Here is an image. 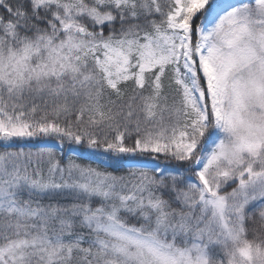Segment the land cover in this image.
I'll use <instances>...</instances> for the list:
<instances>
[{
    "label": "snow or ice",
    "instance_id": "6c2138e0",
    "mask_svg": "<svg viewBox=\"0 0 264 264\" xmlns=\"http://www.w3.org/2000/svg\"><path fill=\"white\" fill-rule=\"evenodd\" d=\"M0 264H264V0H0Z\"/></svg>",
    "mask_w": 264,
    "mask_h": 264
},
{
    "label": "rangeland",
    "instance_id": "374dc122",
    "mask_svg": "<svg viewBox=\"0 0 264 264\" xmlns=\"http://www.w3.org/2000/svg\"><path fill=\"white\" fill-rule=\"evenodd\" d=\"M28 147H34V146H32L31 144H29V145H27Z\"/></svg>",
    "mask_w": 264,
    "mask_h": 264
}]
</instances>
